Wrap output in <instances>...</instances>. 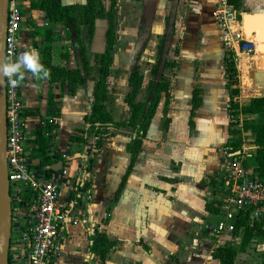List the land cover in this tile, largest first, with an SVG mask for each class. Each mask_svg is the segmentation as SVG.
<instances>
[{"label": "crops", "instance_id": "1", "mask_svg": "<svg viewBox=\"0 0 264 264\" xmlns=\"http://www.w3.org/2000/svg\"><path fill=\"white\" fill-rule=\"evenodd\" d=\"M220 1L177 0L173 17L176 37H180L175 27L182 11L187 14L189 23L199 24L203 30L216 29L212 10ZM241 2L245 7L264 11L261 2L250 5H246V0ZM28 3L29 0H22L21 3L23 18L17 56L25 46L40 52L45 45L50 48V61L59 63V51L69 43L65 37V27L58 22H50L40 9H28ZM156 9H153L152 15ZM161 11L160 33L167 10ZM44 28L51 29L50 40H44ZM80 29L84 40L86 28L80 25ZM60 44L63 45L60 47ZM99 50L102 49L92 51ZM232 51L237 61L233 65L235 83L231 87H236L237 93L230 101V88L226 86L218 62L204 59L196 67L185 61L183 57L186 54L181 53V49L177 48L178 53L172 50L178 57L173 74L168 79L167 102L164 105L161 95L116 198L113 197L114 191L130 158L125 143L134 134L131 127L107 126L112 134L101 137L97 146L93 144V134L88 136L92 147L87 152L91 161L86 171L83 166L87 164L83 163L84 148L79 151L69 149L74 142H81L67 139L75 128L85 126L82 119L87 99L85 87H76L69 94L65 87L60 89L56 81H37L29 78L31 74L26 75L20 92L28 108L37 110L33 117L28 116L29 129L34 131L36 116L46 117L45 100L51 92L59 110L56 125L44 133L49 138L46 152H50V149L67 152L69 149L74 155L77 154L71 160L70 170L73 169L77 177H82L79 183L85 181L88 185L79 189L70 188L66 183L59 186L58 199L68 210V216L60 224V247L52 264H218L212 255L217 245L208 233V226L215 215L213 210L205 208L206 203L213 207L212 182L205 184L202 180L212 176L218 168L223 145L228 141L237 142L239 149L235 152L247 153L253 161V134L241 128V121L248 114H239L235 126L237 131L232 132L234 126L229 120L233 116L229 113L228 105H239L241 97L264 95V70H259V66H264V53H259L255 48L247 52ZM244 53L249 55L245 56ZM244 58L249 62L247 67ZM193 87L198 88L199 101L192 107ZM112 118L116 119L114 116ZM188 120H191V124H188ZM95 232L118 241L102 259L89 249L90 235Z\"/></svg>", "mask_w": 264, "mask_h": 264}, {"label": "trees", "instance_id": "2", "mask_svg": "<svg viewBox=\"0 0 264 264\" xmlns=\"http://www.w3.org/2000/svg\"><path fill=\"white\" fill-rule=\"evenodd\" d=\"M169 1L168 9L163 16V30L155 44V57L150 64L149 77L145 82V95L143 99H136V93L143 84V75L139 69L138 59L150 33V14L146 11L145 5H141V15L136 31V46L126 75L127 90L122 97V101L128 107V114L125 119H113L104 103L106 98V77L111 62L110 49L114 41L112 13L115 0H84V2L72 3H62L61 0H29L28 3V9H40L50 22H58L64 26L65 37L69 41L68 45L59 51V63L50 61V48L48 46L44 45L40 48L41 62L50 71L48 80L58 82L60 89L65 87L66 92L69 94H72L76 87H85L87 92L85 112L82 116L85 126L75 128L68 135V141L81 142L84 144L86 151H88L91 145V142L88 141L89 134L95 135L93 144L97 146L101 137L112 134V131L108 130L107 126L128 125L134 133L125 143V149L130 153V158L125 172L114 191V198H116L125 175L129 172L136 158L141 140L144 137L148 122L160 96L163 95L164 97V105L167 102L169 82L163 75V69L172 65V62L168 60L167 54L171 43L177 38L173 28V17L177 0ZM225 2L238 10L241 0H225ZM237 16L239 17L238 13ZM97 18H104L107 21L104 30V47L102 50L92 51L88 55L81 36L80 25L85 26L87 36L91 37L94 30V21ZM27 23L30 24L29 22ZM50 34V28L43 29L44 40H50ZM173 52H177L176 47L173 48ZM226 77V86L229 88L231 84L235 83V79L232 78L230 73ZM191 93V106L193 107L199 101L198 88L193 87ZM236 93V87H231L229 97ZM228 108L230 110L229 113L236 119L239 114H248L242 119L241 128L253 134V166L258 175L264 178V95L241 97L239 105L229 103ZM58 110L59 107L53 100L52 93H48L45 100L46 117L43 118L44 124L41 127L40 125L35 126V137L32 143V149L35 155L38 156L36 165L40 167L62 157L55 151L46 152V148L49 147V138L42 133V130L48 132L56 125ZM36 111V108H28L27 114L33 117L32 114H36ZM254 114L258 115L254 116ZM188 124H191V120H188ZM223 146V149L227 151L239 149L238 143L235 141H228ZM85 170H89V167H85ZM46 171L49 172L50 169ZM202 181L205 184H210L212 176H208ZM87 186V182L83 181L82 183L77 182L74 188H86ZM74 201L77 202V199ZM205 208L213 210V212L217 209L214 205L210 207L208 203L205 204ZM243 223L242 218H238L235 221L233 232L241 233L238 247L226 244L217 245L214 248L212 255L218 260V264H232L236 252L244 247L245 242L252 235L264 234V228L257 226H245L241 229L240 225ZM90 239L89 249L96 253L100 259L104 258L106 253L118 243L116 239L108 238L100 232L91 234ZM259 264H264V250L262 251V259Z\"/></svg>", "mask_w": 264, "mask_h": 264}, {"label": "built area", "instance_id": "3", "mask_svg": "<svg viewBox=\"0 0 264 264\" xmlns=\"http://www.w3.org/2000/svg\"><path fill=\"white\" fill-rule=\"evenodd\" d=\"M21 3L22 0H7L3 60L17 57L23 18ZM212 15L229 48L243 52L254 48L252 41L243 37L240 26L233 27L237 11L225 0L212 10ZM3 95L4 159L10 207L7 264H52L60 247V224L68 216V210L58 199L59 186L66 183L74 188L82 181L70 170L71 160L76 156L70 150L50 149L62 156L60 167L47 172L36 165L38 156L32 149L35 129L31 131L28 127V106L20 86L11 89L4 78ZM43 124L44 119L38 117V125ZM91 147L92 144L88 152ZM247 157V153L223 149L221 163L212 175L213 205L217 209L208 232L215 237L216 245H223L229 237L237 238L233 231L238 218L244 221L241 229L264 228V178L254 170L253 161L247 162ZM259 235L264 238V234Z\"/></svg>", "mask_w": 264, "mask_h": 264}, {"label": "rangeland", "instance_id": "4", "mask_svg": "<svg viewBox=\"0 0 264 264\" xmlns=\"http://www.w3.org/2000/svg\"><path fill=\"white\" fill-rule=\"evenodd\" d=\"M246 2V5L257 4V2H261L264 4V0H246ZM169 3V0H115V5L112 13L114 41L110 49L111 62L106 77V98L104 100V103L107 110L116 119H125L128 114V108L122 102V95L127 89L126 75L129 69V65L132 61L134 48L136 46V31L139 17L141 15V5H145L146 11L150 14L149 24L151 27V31L148 36L149 38L147 39L138 59L139 69L143 75V84L136 94V99H143L145 95V82L149 77V67L155 57V44L162 27L161 10H164L165 12L168 9ZM155 5H157V9L155 10V14L152 15L153 9L156 8ZM250 10H255V7H245V4L241 2L237 12L239 15V13L242 11ZM186 17L187 14L182 11L181 16L176 22L175 29L177 33H179L180 37L174 39L168 51V59L172 62V65L163 69V73L166 78L170 79V77L172 76L176 64V59L178 57L172 52L174 47L181 49V53L186 54L183 57L186 62L192 63L196 65V67L199 66L204 59L209 62H218V66H221V72H223L225 76L224 81H227L226 75L228 73H230L233 78V65H235V62L237 60L234 59L235 54L233 53L232 49L224 43V40L221 36L220 26L216 23L217 30H203L202 28H200L199 24L196 25L195 23H189ZM236 19L237 23H234L233 27H236L238 25L240 26V17L236 15ZM106 24V19H96L94 21V31L91 37L85 35L86 37L83 41L88 55H90V52L92 50L103 49L104 30ZM213 28H215V26ZM181 37L182 39H180ZM61 45L63 44H60V47ZM209 48L211 49L210 52H208ZM206 49L207 52H205ZM244 55L247 56L249 55V53H244ZM216 58L218 59V61H214V59ZM248 63L249 62L246 59V67ZM259 70H264V66H259ZM261 78L263 79V73H261ZM229 90L230 89H228V91ZM234 96L235 95L233 94L230 96V101L234 100ZM236 122H238V119L234 117H232L229 122L232 126H234L232 128V132L237 131V129L235 128V126L237 125ZM91 134L92 133H90L89 136H91ZM245 137H247V135H245ZM243 140L244 142L248 143L247 139L243 138ZM83 146L84 144L82 143L80 144L74 142L72 144V147H70L69 149L72 148L73 151H79L85 147ZM84 152L87 158H83V163H87L85 167H89V159H91V156L89 155L90 153H87L88 151H86L85 149ZM250 161L252 160L248 156L247 162ZM237 235V238H227L225 243L234 247H238L241 239V233L238 232ZM210 237L215 240V237ZM225 243L224 245H226ZM263 250L264 238L259 234H254L245 242L244 247L236 252L233 257V264H259L262 259Z\"/></svg>", "mask_w": 264, "mask_h": 264}, {"label": "water", "instance_id": "5", "mask_svg": "<svg viewBox=\"0 0 264 264\" xmlns=\"http://www.w3.org/2000/svg\"><path fill=\"white\" fill-rule=\"evenodd\" d=\"M7 0H0V62L3 60V45L6 21ZM240 28L244 38L252 35V39L256 41L253 47L256 51L264 53V11L250 10L239 13ZM248 39V38H246ZM255 44V45H254ZM262 49V50H260ZM38 125V117L36 116L35 126ZM5 146V107L3 95V83H0V264H7V244L10 229V207L8 199V180L6 174V166L4 159ZM61 161L42 165L44 170H56L60 167Z\"/></svg>", "mask_w": 264, "mask_h": 264}, {"label": "clouds", "instance_id": "6", "mask_svg": "<svg viewBox=\"0 0 264 264\" xmlns=\"http://www.w3.org/2000/svg\"><path fill=\"white\" fill-rule=\"evenodd\" d=\"M27 74H31L30 79L37 81H44L50 77V71L41 62L40 52L36 48L25 46L16 58L0 62V83L7 78V85L11 89L19 87Z\"/></svg>", "mask_w": 264, "mask_h": 264}, {"label": "bare ground", "instance_id": "7", "mask_svg": "<svg viewBox=\"0 0 264 264\" xmlns=\"http://www.w3.org/2000/svg\"><path fill=\"white\" fill-rule=\"evenodd\" d=\"M248 38H251L250 40L253 42V43H255L256 41H254L253 39H252V35H248ZM255 45V44H254ZM260 50H262V49H260ZM259 52H262V51H259Z\"/></svg>", "mask_w": 264, "mask_h": 264}]
</instances>
